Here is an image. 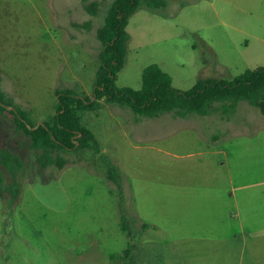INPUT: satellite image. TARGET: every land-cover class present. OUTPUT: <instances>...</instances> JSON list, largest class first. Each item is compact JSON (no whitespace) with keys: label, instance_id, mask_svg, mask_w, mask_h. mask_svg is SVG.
<instances>
[{"label":"rangeland","instance_id":"1","mask_svg":"<svg viewBox=\"0 0 264 264\" xmlns=\"http://www.w3.org/2000/svg\"><path fill=\"white\" fill-rule=\"evenodd\" d=\"M161 1L164 6H140L129 19L119 87L140 89L142 70L153 63L183 91L199 79L232 80L264 67V0ZM91 2L96 15L83 0H0V90L30 121L56 115L58 89L92 95L102 49L97 30L114 0ZM102 103L81 113L100 152H63L62 169L40 168L29 141L16 143L21 136L12 116L0 115V147H10L24 164L14 162V171L0 161V264H112L131 244L132 264L144 263L143 249L150 264H264V230L249 234L264 227V115L257 108L241 101L230 120L180 118L175 111L153 118ZM109 169L119 186L107 178ZM214 169H224V177L211 179ZM207 179L223 190L230 182L239 187L246 217L240 241L228 238L211 255L199 230L169 229L189 211L202 213V202H188L186 189ZM140 220L166 231L141 233Z\"/></svg>","mask_w":264,"mask_h":264},{"label":"trees","instance_id":"2","mask_svg":"<svg viewBox=\"0 0 264 264\" xmlns=\"http://www.w3.org/2000/svg\"><path fill=\"white\" fill-rule=\"evenodd\" d=\"M83 0L85 9L90 15H96L95 2ZM114 0L104 25L97 30V37L102 44L99 53V66L96 71L92 95L78 93L71 89L56 90L57 113L50 120L35 123L29 120L28 113L11 103L0 90V115L8 113L12 116L11 123L16 136H21L16 143L22 147L23 140L29 141V149L36 153L37 163L45 169L55 166L62 169L67 158L63 152L78 149H92L100 152L95 134L83 125L81 113L97 111L106 103L127 106L138 115L158 117L175 111L178 117L185 118L188 114L209 116L219 114L222 119L230 120L238 104L246 101L264 115V67L246 69L232 80L199 79L188 90H180L173 86L172 76L160 65L153 63L142 70V86L135 90L131 87H119L116 84L118 73L124 68L128 55L127 25L130 17L142 5L148 7L164 6L161 0ZM0 161L5 169H13L14 162L19 167L23 161L19 154L10 147H0ZM1 174V173H0ZM107 178L118 186L119 181L114 169H109ZM17 195L20 188L14 189ZM123 230L130 236L131 232L122 216ZM129 245L123 255L112 257V264L120 260V264H132Z\"/></svg>","mask_w":264,"mask_h":264},{"label":"crops","instance_id":"3","mask_svg":"<svg viewBox=\"0 0 264 264\" xmlns=\"http://www.w3.org/2000/svg\"><path fill=\"white\" fill-rule=\"evenodd\" d=\"M209 79V78H208ZM196 83V82H195ZM217 140H219L217 138ZM216 172L211 177L218 178V173L224 177V169H214ZM254 185H257L255 182ZM251 186V185H250ZM178 188V186H176ZM240 189L236 187L232 182L228 185L227 190H223V187L219 184L218 181L210 182L209 180H202L200 182L194 183L192 186L187 188L186 192V200L194 204H198L199 201L201 203L202 213L192 215L189 211L182 223H178L177 219L170 222L169 229H188L193 231H200L201 237L206 240V244L204 245V253L211 255L213 252L217 250V247H222L225 245V242L228 238H231V242L240 241L241 232L243 229V222L246 217H243L240 210V199L236 198V191ZM178 190V189H177ZM229 190V195L227 194V200L225 199V194ZM174 194V193H173ZM171 194V195H173ZM172 199V197H171ZM191 207V205H187ZM173 219V218H172ZM182 220V219H181ZM236 222L237 226L234 225ZM157 231L160 233H165L166 229L162 226L157 224L147 223L140 220V232H147V231ZM264 230V227L260 230L257 229H250L249 234L255 235L260 233L258 231ZM140 233V234H141ZM239 233V234H238ZM188 237L191 238L197 237V235L192 233H187ZM128 235V234H127ZM130 238V236L128 235ZM135 247V246H134ZM141 250V249H140ZM254 250V249H253ZM144 251L142 253V264H150L146 263L143 259V255H149L148 251ZM232 252V246L229 248V254ZM255 252H252L254 255ZM203 264H221L219 262H210L206 261Z\"/></svg>","mask_w":264,"mask_h":264}]
</instances>
